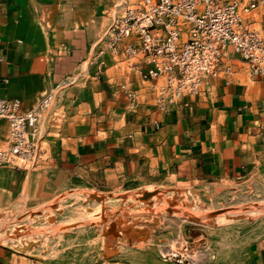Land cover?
Segmentation results:
<instances>
[{"label":"crops","instance_id":"1","mask_svg":"<svg viewBox=\"0 0 264 264\" xmlns=\"http://www.w3.org/2000/svg\"><path fill=\"white\" fill-rule=\"evenodd\" d=\"M116 4L0 0V98H16L27 111L53 92L36 167H0V211L43 204L65 190H90L93 180L99 188L111 189L114 179L120 192H144L173 176L178 191L196 196L224 183L264 186V103L232 82L249 72L236 59L229 80L210 79L196 96L162 110L151 83L89 60ZM245 25L264 39V2ZM7 137V121L0 120V148ZM143 159L147 170L139 167ZM242 252L233 246L226 256L264 264V236ZM9 254L0 247V264Z\"/></svg>","mask_w":264,"mask_h":264},{"label":"rangeland","instance_id":"2","mask_svg":"<svg viewBox=\"0 0 264 264\" xmlns=\"http://www.w3.org/2000/svg\"><path fill=\"white\" fill-rule=\"evenodd\" d=\"M232 82L264 103L260 77L239 73ZM139 167L149 164L143 159ZM98 181L90 190L0 211V247L10 251L5 264H247L232 263L227 250L241 255L264 236V186L224 183L196 196L178 191L173 176L144 192H120L114 179L111 189L99 188Z\"/></svg>","mask_w":264,"mask_h":264},{"label":"built area","instance_id":"3","mask_svg":"<svg viewBox=\"0 0 264 264\" xmlns=\"http://www.w3.org/2000/svg\"><path fill=\"white\" fill-rule=\"evenodd\" d=\"M260 2L264 0H117L89 60L100 66L110 62L124 76L138 75L151 83L162 110L199 94L210 79L229 80L236 59L250 75L262 78L264 39L245 25ZM52 98L53 92H46L27 111H21L16 98H0V120L8 124L0 167L37 163L42 115Z\"/></svg>","mask_w":264,"mask_h":264}]
</instances>
